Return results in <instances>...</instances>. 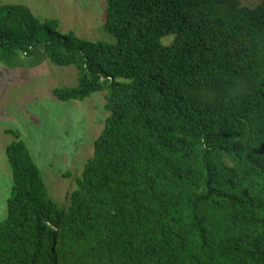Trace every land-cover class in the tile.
I'll use <instances>...</instances> for the list:
<instances>
[{
  "label": "trees",
  "instance_id": "1",
  "mask_svg": "<svg viewBox=\"0 0 264 264\" xmlns=\"http://www.w3.org/2000/svg\"><path fill=\"white\" fill-rule=\"evenodd\" d=\"M103 1L113 42L0 5V64L74 67L52 96L107 112L62 211L4 131L0 264H264V0Z\"/></svg>",
  "mask_w": 264,
  "mask_h": 264
},
{
  "label": "rangeland",
  "instance_id": "2",
  "mask_svg": "<svg viewBox=\"0 0 264 264\" xmlns=\"http://www.w3.org/2000/svg\"><path fill=\"white\" fill-rule=\"evenodd\" d=\"M259 0H239L255 7ZM20 5L33 16L54 18L59 31L70 30L83 39L113 42L103 28V0H0V5ZM169 44L171 38L162 40ZM74 67H57L43 60L35 67L7 68L0 64V221L6 217L11 172L4 148L18 132L36 163L58 211L68 209L69 195L76 188L82 167L93 152V142L102 130L107 112L105 91L83 101L61 102L52 96L55 87L77 84ZM68 174V177H66Z\"/></svg>",
  "mask_w": 264,
  "mask_h": 264
}]
</instances>
